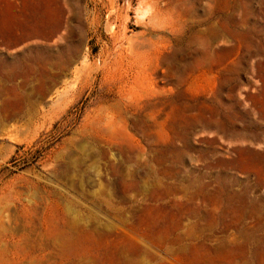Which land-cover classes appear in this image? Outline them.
Instances as JSON below:
<instances>
[{"label":"rangeland","instance_id":"1","mask_svg":"<svg viewBox=\"0 0 264 264\" xmlns=\"http://www.w3.org/2000/svg\"><path fill=\"white\" fill-rule=\"evenodd\" d=\"M0 264H264V0H0Z\"/></svg>","mask_w":264,"mask_h":264},{"label":"crops","instance_id":"2","mask_svg":"<svg viewBox=\"0 0 264 264\" xmlns=\"http://www.w3.org/2000/svg\"><path fill=\"white\" fill-rule=\"evenodd\" d=\"M45 191H50L55 195L56 198L58 196V191L53 189V188H47L45 189ZM83 195V197H88L90 200L97 198H102V196L104 194H101L100 191L94 192V194H92V196H88L86 194L80 193ZM58 200V199H57ZM59 201V200H58ZM126 199H122L120 201L121 202H125ZM49 203V197H48V202L45 203V205ZM64 206H66L67 211L66 212H61L58 215V218L53 219L52 215H50L49 213L45 212L42 213V222L41 225L43 227L44 230V237L46 239H52L54 241H57L53 236L57 235V234H61L62 239H58L57 243V248H74L77 249L79 251L81 250H85V249H94L91 254H95L97 255V257L102 256V254L104 253V251L98 253V251H96L95 249H97L96 247L99 246V242L105 238L108 240V242L110 243V245L107 248H112L113 247V243L115 239H112L111 237V233L110 232H106V233H99V231L94 228V227H87V226H79L78 224H76L73 220H71L70 217V212L73 209V206L70 203H64L61 202ZM126 203V202H125ZM34 204L26 206H23V210L24 211H31L34 212ZM44 205V207H45ZM54 205V204H51ZM43 207V209H44ZM110 207L113 208V205L110 204ZM125 215L126 212V207L121 208ZM120 209V210H121ZM44 211V210H43ZM119 209H116V211H112L114 213V216H117L118 214H121ZM100 212V210H98L97 208H93L91 215H98ZM111 224V222H109L107 220V225ZM26 235H24L23 237H25ZM61 240V241H59ZM105 248V247H104Z\"/></svg>","mask_w":264,"mask_h":264},{"label":"bare ground","instance_id":"3","mask_svg":"<svg viewBox=\"0 0 264 264\" xmlns=\"http://www.w3.org/2000/svg\"><path fill=\"white\" fill-rule=\"evenodd\" d=\"M156 17H158L157 16V14H154L152 17H151V19H153L154 20V18H156ZM157 19V18H156ZM155 19V20H156ZM123 35V34H122ZM126 35V34H125ZM126 37V36H125ZM127 38V37H126ZM123 49H125V48H123ZM134 52H136L135 50H134ZM127 54V52H123L122 53V56L123 55H126ZM121 57V56H120ZM127 59V58H126ZM133 60H135L134 59V57L132 58ZM131 59V60H132ZM139 59V58H138ZM117 61V60H116ZM120 61H122L121 59H120ZM137 61V60H136ZM118 62V61H117ZM143 62V61H142ZM145 62V61H144ZM128 63L129 64H131V61H128ZM133 63H134V61H133ZM149 63H152V61L151 62H148L147 64H148V66H149ZM116 64H118V63H116ZM146 64V63H145ZM120 65V64H119ZM126 65H127V63H126ZM160 65V63H159V59H157V60H155V68H157L158 66ZM122 66V65H121ZM133 66V65H132ZM136 66V65H135ZM141 66V65H140ZM139 66V67H140ZM126 68V67H125ZM127 68H128V66H127ZM130 68H131V66H130ZM125 70V69H124ZM131 70V69H130ZM120 73H122V72H120ZM123 74V73H122ZM121 75V74H120ZM119 75V76H120ZM112 76V75H111ZM119 76H118V78H119ZM122 76V75H121ZM127 77H128V75H127ZM121 78V77H120ZM119 78V79H120ZM123 79V78H122ZM122 79H120L121 81H122ZM124 79H125V77H124ZM128 80V79H127ZM125 82V81H124ZM110 104V103H109ZM108 105V104H107ZM103 115V114H102ZM107 116V115H106ZM110 117V116H109ZM108 117V118H109ZM100 122V121H99ZM93 125V124H92ZM96 125V124H95ZM115 122H114V120L113 119H106V120H101V124L99 123V126H98V134H99V136H101L102 138L103 137H109V139H115V140H117L118 139V137L121 135L119 132H118V130H117V128L115 127ZM119 129H120V127H118ZM96 134V133H95ZM97 136V135H96ZM100 142V141H99Z\"/></svg>","mask_w":264,"mask_h":264}]
</instances>
